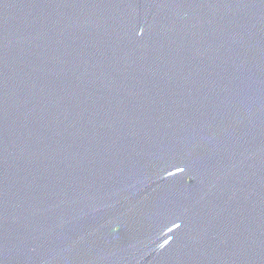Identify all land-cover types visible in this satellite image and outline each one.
I'll list each match as a JSON object with an SVG mask.
<instances>
[{
  "label": "water",
  "instance_id": "water-1",
  "mask_svg": "<svg viewBox=\"0 0 264 264\" xmlns=\"http://www.w3.org/2000/svg\"><path fill=\"white\" fill-rule=\"evenodd\" d=\"M0 264H264V0H0Z\"/></svg>",
  "mask_w": 264,
  "mask_h": 264
}]
</instances>
